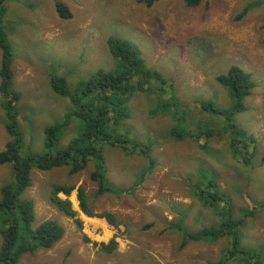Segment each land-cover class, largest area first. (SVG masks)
<instances>
[{
	"label": "rangeland",
	"instance_id": "1",
	"mask_svg": "<svg viewBox=\"0 0 264 264\" xmlns=\"http://www.w3.org/2000/svg\"><path fill=\"white\" fill-rule=\"evenodd\" d=\"M144 1L0 0L14 53V87L21 94V128L33 156L45 152V129L72 112L70 101L51 90L48 75L63 77L74 91L98 69L113 71L109 38L129 42L145 67L167 82L165 87L152 81L145 91H136L126 104L128 120L114 131L115 137L127 136L149 152L103 148L110 193L99 194L90 179L96 161L77 175L65 166L33 170L26 198L35 201L36 225L56 220L65 235L52 249L26 255L20 264L216 263L230 248L231 237L182 246L183 231L196 233L222 222L221 206L205 197L215 192L230 199L235 219L254 210L239 228L241 247L253 257L238 256L229 264H257L256 256L264 264V0H201L197 7L185 0H162L151 7ZM57 3L69 9L72 20L61 18ZM232 66L251 74L255 86L244 100L247 110L232 116L237 128L254 139L247 148L240 146L238 157L223 118L201 109L212 102L231 113L229 90L216 79ZM1 100L0 152L10 140ZM202 122L209 123L213 136L171 135L174 128L183 133ZM79 132L80 121L73 118L60 145ZM11 174L10 165H0V188L11 182ZM54 185L74 187L69 197H59L71 202L75 217L51 204ZM80 188L90 209L113 214L117 227L83 213ZM113 239L116 251L103 252L100 244Z\"/></svg>",
	"mask_w": 264,
	"mask_h": 264
},
{
	"label": "trees",
	"instance_id": "2",
	"mask_svg": "<svg viewBox=\"0 0 264 264\" xmlns=\"http://www.w3.org/2000/svg\"><path fill=\"white\" fill-rule=\"evenodd\" d=\"M162 0H145L149 6ZM188 7H197L201 0H185ZM0 6V96L2 97L1 107L5 113V129L10 140L0 152V165H10L12 168L11 182L0 188V264H20L21 259L26 255H32L40 250H50L64 235V227L56 220H47L36 225L35 201L26 198L27 191L33 186L32 172L37 169L47 172L53 168L69 167L71 175H77L84 171L91 161H96V170L90 175L92 182L97 184L98 193H110V188L105 183V159L103 148L106 145L120 147L128 150L139 149L141 152H149L140 144L132 142L127 136L115 137L114 131L128 120L126 104L130 101L136 91H145L152 81L167 85L156 72L148 70L137 51L132 48L129 42L119 40L115 37L108 39L110 53L115 61V69L107 71L98 69L94 76L87 81H81L76 85L74 91H70L66 80L63 77L50 74L49 84L51 90L70 101L72 112L66 114L61 122L45 129V152L40 156H33L29 153L30 145L25 143V135L21 128V115L18 110V103L21 94L15 90L14 78L11 69L14 53L4 26L5 10ZM58 14L69 19V9L58 3L56 5ZM251 74L245 73L238 66H232L226 74L219 75L217 83L229 90L233 106L231 113L218 109L212 102L202 103L201 109L223 118L226 125L225 130L232 134L230 148L238 157L242 154L240 146H247L254 142L243 134L240 128L232 122V116L243 113L247 109L244 100L254 90V83L251 81ZM170 87V86H169ZM73 118L80 121V132L62 147L60 136L70 125ZM194 130L180 132L179 127L171 132L173 137L195 138L199 136H213L209 123L202 122ZM60 139V140H59ZM246 152L243 162L247 164ZM234 156L235 158H237ZM212 182L209 186H212ZM74 190L69 185H54L51 190L50 202L59 213L67 217H75L69 200L59 197L64 193L67 197ZM205 193H201L203 196ZM212 205L221 206L223 209V220L218 225H213L196 233L183 231L182 246L189 242L216 241L226 236L232 238L231 246L225 255L218 262L210 264H229L236 261L238 256L252 258L248 250L241 247L239 228L245 224L246 218L253 216L254 210L245 212L244 216L235 219L231 201L220 195L218 192L208 193L205 196ZM78 199L83 213L90 218L97 217L105 219L109 224L116 226L113 214L104 212L94 213L89 205L84 188L79 189ZM261 206V204H260ZM223 207V208H222ZM264 208V205H263ZM79 228L83 227L80 219L75 220ZM177 228L180 227L178 224ZM182 231V228L180 227ZM85 241L90 243L88 238ZM98 246V243H94ZM103 252L112 254L116 251L118 243L115 239L109 243H101ZM257 264H261L256 256ZM252 264L250 260L246 263Z\"/></svg>",
	"mask_w": 264,
	"mask_h": 264
},
{
	"label": "crops",
	"instance_id": "3",
	"mask_svg": "<svg viewBox=\"0 0 264 264\" xmlns=\"http://www.w3.org/2000/svg\"><path fill=\"white\" fill-rule=\"evenodd\" d=\"M58 4V3H57ZM56 4V5H57ZM64 5V4H63ZM57 10V9H56ZM62 18V17H61ZM65 19V18H64ZM66 20H72V17H70L69 19H66ZM5 26V29H6V32H7V27H6V25H4ZM7 34H8V37H9V33L7 32ZM9 40H10V38H9ZM10 42H11V40H10ZM12 46V45H11ZM0 60H1V52H0ZM13 64V63H12ZM11 69H12V65H11ZM12 73H13V71H12ZM13 78H14V74H13ZM229 146H230V143H229Z\"/></svg>",
	"mask_w": 264,
	"mask_h": 264
}]
</instances>
